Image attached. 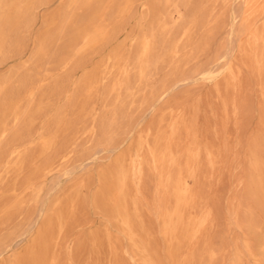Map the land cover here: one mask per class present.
<instances>
[{
	"label": "rangeland",
	"instance_id": "374dc122",
	"mask_svg": "<svg viewBox=\"0 0 264 264\" xmlns=\"http://www.w3.org/2000/svg\"><path fill=\"white\" fill-rule=\"evenodd\" d=\"M0 264H264V0H0Z\"/></svg>",
	"mask_w": 264,
	"mask_h": 264
}]
</instances>
